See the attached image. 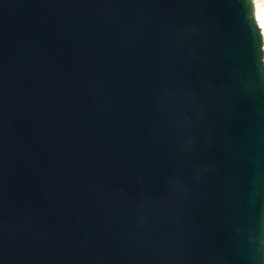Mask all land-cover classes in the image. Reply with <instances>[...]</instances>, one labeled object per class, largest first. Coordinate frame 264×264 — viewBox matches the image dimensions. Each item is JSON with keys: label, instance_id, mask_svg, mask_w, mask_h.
I'll list each match as a JSON object with an SVG mask.
<instances>
[{"label": "water", "instance_id": "water-1", "mask_svg": "<svg viewBox=\"0 0 264 264\" xmlns=\"http://www.w3.org/2000/svg\"><path fill=\"white\" fill-rule=\"evenodd\" d=\"M0 264H264V0H0Z\"/></svg>", "mask_w": 264, "mask_h": 264}]
</instances>
